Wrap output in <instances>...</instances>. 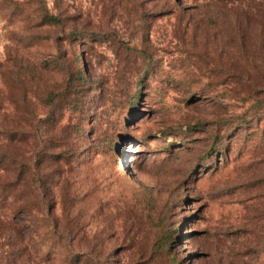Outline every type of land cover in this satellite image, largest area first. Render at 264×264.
Here are the masks:
<instances>
[{
	"label": "rangeland",
	"instance_id": "1",
	"mask_svg": "<svg viewBox=\"0 0 264 264\" xmlns=\"http://www.w3.org/2000/svg\"><path fill=\"white\" fill-rule=\"evenodd\" d=\"M12 206L8 264H264V0H0Z\"/></svg>",
	"mask_w": 264,
	"mask_h": 264
},
{
	"label": "trees",
	"instance_id": "2",
	"mask_svg": "<svg viewBox=\"0 0 264 264\" xmlns=\"http://www.w3.org/2000/svg\"><path fill=\"white\" fill-rule=\"evenodd\" d=\"M19 182V176H17V183ZM9 212L3 214L0 219V239L2 238L9 246L10 250L4 252L1 247L0 253V262L2 260L7 262L9 259L14 258V256H18L19 249H15V245L18 239H23L24 230L21 229L19 222L17 221L15 215L18 213V210L15 207L9 208ZM12 264H17V262H12Z\"/></svg>",
	"mask_w": 264,
	"mask_h": 264
}]
</instances>
